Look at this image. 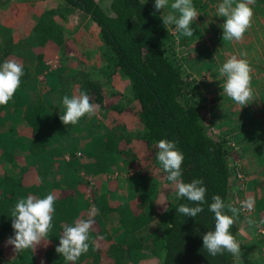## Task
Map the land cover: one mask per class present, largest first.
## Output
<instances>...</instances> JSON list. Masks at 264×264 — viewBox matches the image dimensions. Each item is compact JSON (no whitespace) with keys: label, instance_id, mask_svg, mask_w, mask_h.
Masks as SVG:
<instances>
[{"label":"trees","instance_id":"1","mask_svg":"<svg viewBox=\"0 0 264 264\" xmlns=\"http://www.w3.org/2000/svg\"><path fill=\"white\" fill-rule=\"evenodd\" d=\"M64 1L78 7L95 22L103 41L114 54L112 66L128 78L132 98L131 102H124L118 91L106 93L92 78L76 80L80 92H86L92 103L109 109L111 122L107 130L89 137L82 152L85 158L80 162L92 163L93 170H102L121 155L134 174L155 175L158 169L154 164L158 151L156 144L161 139H168L176 141L184 154V181L202 179L207 187L204 210L192 218L176 212L178 205L190 202L185 198L178 199L173 186V199L168 202L164 227L151 232L145 230L157 212L145 211L146 195L132 194L127 207L120 209L111 202L106 192L92 194L88 213H92L93 207L99 209V213L94 217L89 250L75 264H120L112 250H129L131 247L157 251L156 264H234V257L227 252L215 257L209 255L203 249L202 240L203 235L215 227L214 214L208 210L212 196L220 195L225 203H231L228 193L231 181L228 166L230 146L209 134L208 122L200 106L187 95L189 92L179 66L165 52L166 27L159 11H155L149 1L144 4L143 0H108L110 13H106L96 0ZM48 25L34 47L35 55L40 60L53 58L58 45V39ZM8 59L18 61L12 55ZM67 80L63 81L60 75L59 84L69 89L71 81ZM12 106L31 132L16 136V139H11L12 136L6 131L0 135V155L7 166L12 165V170L15 169L0 171V187L1 184L6 185L2 191L8 194L6 198H0V252L4 247L2 241L6 239L5 235L14 234L11 210L19 200L14 195V189L22 188L38 198L54 191L57 183L52 179L61 160L58 157L63 158L62 148L69 138L58 113L49 110L42 114L41 106L34 103L14 101ZM11 107L9 104L0 105V111L9 113ZM6 139L9 140L6 142ZM25 152L29 156H46L42 167H34L37 180L33 182L28 181L26 176L20 177L21 172H26V169L29 172L30 168L17 173V168L13 167L15 156ZM77 159L79 161L81 158ZM78 190H83L81 184L74 189L63 188L55 195L53 227L47 245L18 253L13 252L10 246L7 254L10 264H40L46 261L49 264H70L55 249L63 232L62 225L74 224L78 220ZM236 231L237 225L234 223L230 232L235 236ZM137 233H140L139 241L135 245H125L124 238L136 236Z\"/></svg>","mask_w":264,"mask_h":264},{"label":"rangeland","instance_id":"2","mask_svg":"<svg viewBox=\"0 0 264 264\" xmlns=\"http://www.w3.org/2000/svg\"><path fill=\"white\" fill-rule=\"evenodd\" d=\"M147 1L154 6V0ZM96 2L106 13H110L108 0H96ZM172 2L173 0H169V8L159 11L161 16L171 10ZM221 2L222 0H193L195 8L200 13L195 23L191 25L194 30L193 36L185 37L175 31V25H168L164 46L167 55L171 56L179 66L185 87L189 92L187 95L191 101L200 106L207 119L209 134L215 139L224 140L230 146L228 159L231 175L228 189L230 202L239 207L240 202L248 197L254 200L255 209L242 210L239 219L235 222L237 225L235 237L241 244L242 256L240 259H234V262L248 264V258H253L254 264L256 262L262 264L259 258L264 256V226L261 227L263 229L261 233L258 230L260 224H257V219H260L258 220L260 223L264 215L257 216L255 212L258 208L264 207V0H255V3L250 5L254 12L252 26L244 33L241 41H223L221 26L225 18L217 16V7ZM3 10L9 12L10 15H2V17L9 19L12 25L9 27L15 34L12 39L10 30L5 31V27L0 26L3 30L0 33V41L2 39L8 47V50L4 46L0 47V55L1 50L13 54L17 47V44H14L17 38V43L21 44L22 48L24 41L27 42L26 39L32 38V35L34 38V34L41 31V28L47 26L45 24L49 22L55 32L64 35L66 42L63 54L45 59L43 65L37 66L34 71L30 68L32 70L23 77L25 85L22 80L13 98L8 102L10 107L14 101L34 103L41 106L42 114L51 110L62 115L65 111L62 105L63 96L78 95L80 90L75 82L87 77L97 80L104 92L118 91L124 102H131L128 78L112 66L114 54L103 41L95 22L78 7L71 6L64 0H0V12ZM28 25L32 27L29 28ZM51 29L53 30L52 27ZM241 53H246V56H241ZM232 55L247 59L252 69L251 87L255 100L241 109L222 93L221 85L224 83V78L219 77L218 73V69ZM60 75L63 81L66 82L67 79L71 81L69 89L59 84ZM25 94L28 96H24ZM17 115L16 108L12 106L9 113L0 116L2 130L30 134L29 130L27 131V124ZM110 125L108 110L100 107L94 115L83 116L76 125L63 124L69 138L65 140L62 148L63 158L58 157L61 160L58 168H55L52 179L57 185L51 193L57 195L63 188L74 189L81 184L83 190L76 192L78 220L88 217L92 194L106 192L111 202L120 209L127 207V201L132 194L146 195L148 200L144 205L145 211L157 213L149 221L148 229L145 231H160L164 227L167 213L164 207H167L168 202L173 199L174 185L167 180L156 158L154 164L158 169L155 175L151 176L134 174L128 168L125 157L121 155L114 158L113 162L102 170H93L92 163L80 162L85 158L82 152L89 137L107 130ZM14 127L16 129L13 130ZM19 156L20 160L15 161L13 166L17 168V173L21 171L18 168L22 165L32 164L29 162L32 157L26 155V152ZM34 158L39 161V167L44 165L45 158H42V155ZM77 158L81 159L78 161ZM10 166L12 165L7 168ZM24 168L27 166L25 165ZM29 168V172L26 169L28 174L21 172L20 177L26 176L28 181H36L34 167L29 165ZM5 189L6 185L4 187L1 184L2 199L8 196L7 192L2 191ZM14 195L21 199L32 194L22 188H16ZM164 202L165 204H160ZM245 217L247 219H244ZM249 219L253 221L252 224L248 223ZM244 228L247 231H244ZM5 236L6 239L2 241L4 247L0 252V264H10L7 255L10 246H6L10 234ZM138 238L140 233L131 237L128 235L124 238V243L135 245L139 241ZM38 246L41 247L42 244ZM112 253L120 260V264H156L157 262V251L131 247L129 250L114 248ZM40 264L49 263L46 261Z\"/></svg>","mask_w":264,"mask_h":264},{"label":"clouds","instance_id":"3","mask_svg":"<svg viewBox=\"0 0 264 264\" xmlns=\"http://www.w3.org/2000/svg\"><path fill=\"white\" fill-rule=\"evenodd\" d=\"M144 4L147 0H143ZM255 0H222L217 7V16L225 18L222 24L223 41H241L244 33L252 26L254 15L253 5ZM169 8V0H154L155 11ZM170 11L162 15L163 25H175V31L185 37L193 36L191 25L195 23L200 13L193 4V0H173ZM155 14V12L153 13ZM246 56V53H241ZM251 66L247 59L232 55L218 69L219 77L224 78L221 85L223 94L240 106V109L251 104L254 91L251 87ZM24 76L23 65L13 59H7L0 64V105H7L13 98L16 90L21 85V77ZM62 105L64 114L59 119L65 125H76L85 115H94L98 105L91 102L90 96L81 91L78 95L63 96ZM156 159L166 173L168 181L174 185L177 198H185L190 204H180L176 212L184 217L195 218L203 212V205L207 203V187L202 179H192L185 182L183 179L182 164L184 154L177 147V142L161 139L157 142ZM57 197L49 193L43 198L28 195L21 198L11 210L13 235L8 237L6 246H13L15 253L26 249H36L38 245L49 242L48 236L53 227L54 204ZM208 210L214 214L215 227L203 235V249L213 257L224 255L225 252L240 259L242 256L241 244L230 232V228L239 219L242 210L251 211L254 200L248 197L240 202V206L234 203H225L220 195H213ZM161 205L165 204L160 203ZM194 205V206H190ZM164 211H168L164 207ZM99 209L93 207L92 213L87 219H80L74 224L62 225L63 232L59 236V245L55 251L63 258L75 264L82 254L89 250L90 232L95 224V215ZM227 213H231L228 215ZM252 224L251 219L248 220Z\"/></svg>","mask_w":264,"mask_h":264},{"label":"crops","instance_id":"4","mask_svg":"<svg viewBox=\"0 0 264 264\" xmlns=\"http://www.w3.org/2000/svg\"><path fill=\"white\" fill-rule=\"evenodd\" d=\"M2 15H5V16H8V15H10L9 14V12H7V11H5V10H3L2 12H0V26L1 27H5L4 29H5V31H8V30H10V34H11V36H12V39H13V34H15V32H13V29L11 28V27H9V26H12V25H10V23H9V19L8 18H4V16L2 17ZM46 25V24H45ZM48 25V24H47ZM29 26V28H31L32 27V25H28ZM48 26H50V27H52L53 28V30H52V32H53V35L58 39V45H57V49H56V51H55V53H54V55L53 56H55V55H57V54H63V51L65 50V46H66V42H65V38H64V35H62V34H60V33H58L57 31L55 32V29H54V27L52 26V24L49 22V25ZM46 26H43L42 28H41V31H38V32H36L35 34H34V38H33V35H32V38L30 37V38H28V39H26L27 40V42L25 43V41H24V43H23V46H22V48H21V44H18L17 42H18V38L16 39V41L14 42V44L16 43L17 45V47H18V49H17V47L15 48L16 50H14V52H13V54H11L13 57H15V58H17L18 59V61H19V63L20 64H22L23 65V70H24V76H22L21 77V82H22V80H23V82H24V85H25V78L23 79V77H26L27 76V74L32 70V69H30V68H33V71H34V69H36V67L37 66H39V65H43V63H44V60L45 59H42V60H40V59H38L37 57H36V55H35V50H34V47L38 44V42H39V37H40V34L43 32V30H44V28H45ZM1 31H3L1 28H0V33H1ZM9 32V31H8ZM19 45V46H18ZM2 46H4L5 48H7V50H8V47H7V45L3 42V40L1 39V41H0V47H2ZM8 53H9V51H8ZM8 53H6L5 52V50H1V55H0V62H1V64L5 61V60H7L8 58V56H10V53H9V55H8ZM11 53H12V51H11ZM26 56V57H25ZM84 61H86V60H84ZM29 77H28V81H29ZM27 94V93H26ZM24 95V96H28V95ZM100 108H106L107 110H109L107 107H100ZM18 113V112H17ZM3 114L5 115V114H7V113H5V112H3V111H0V116H3ZM18 117H20L19 115H17ZM22 121H23V119L22 118H20ZM23 123H25L24 121H23ZM23 125V124H22ZM2 125H0V135H2L1 134V132L3 131V133H5V131L4 130H2ZM14 129H16L15 127L13 128V130ZM29 130V128H27V131ZM31 131L29 130V133H30ZM8 134L10 135V136H12V138L11 139H16L15 137L17 136H21V135H26V134H18V132L17 131H14V133H10L9 131H8ZM20 154H17L16 156H15V158H14V161H19L20 160V156H19ZM29 156V155H28ZM36 156H40V155H33V156H30V157H32V158H30V159H32L31 161H29L30 163H32V164H24V165H22V167H20V168H18V169H20V170H22V169H24V167H25V165L27 166V168H29V165H31V166H33V167H35L36 165L37 166H40L39 165V161L36 159V158H34V157H36ZM46 156L45 155H42V158H45ZM0 162L2 163V165L0 166V171H3L4 169H5V171H10V169L12 170V166H10V167H8L7 168V165H6V161L3 159V157L0 155ZM3 163H4V165H3ZM15 170V169H14ZM14 170H12V171H14ZM35 179H36V176H35ZM254 209H255V207H253ZM257 209V208H256ZM255 214L257 215V216H263L264 215V207L263 208H258L257 210H256V212H255ZM256 216V217H257ZM244 219H247L246 217L244 218ZM261 221H260V223L258 222V220H260V219H257V224H260L259 225V227L258 228H260V229H262L261 227L262 226H264V217H261ZM243 226H246V225H244L243 224ZM246 228V227H245ZM244 228V229H245ZM264 228V227H263ZM244 231H247L246 229L244 230ZM263 233V232H262ZM260 235H263V234H260ZM246 237H247V235H245ZM245 237V238H246ZM244 238V239H245ZM243 245H245V244H243ZM248 252H250V251H248ZM244 256H245V254H244ZM234 259H236L235 257H234ZM234 259H233V262H234ZM259 259H261L260 261L262 262V264H264V256L262 257V258H259ZM263 259V260H262ZM248 264H254L255 262H254V259L252 258H248ZM246 262V261H245ZM247 263V262H246ZM258 262H256V264H257ZM234 264H236L235 262H234Z\"/></svg>","mask_w":264,"mask_h":264},{"label":"built area","instance_id":"5","mask_svg":"<svg viewBox=\"0 0 264 264\" xmlns=\"http://www.w3.org/2000/svg\"><path fill=\"white\" fill-rule=\"evenodd\" d=\"M237 176H239V174H237ZM258 230H259L261 233L263 232V229L258 228Z\"/></svg>","mask_w":264,"mask_h":264}]
</instances>
